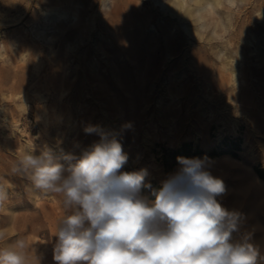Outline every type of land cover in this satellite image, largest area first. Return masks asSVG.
I'll use <instances>...</instances> for the list:
<instances>
[{
    "label": "rangeland",
    "instance_id": "1",
    "mask_svg": "<svg viewBox=\"0 0 264 264\" xmlns=\"http://www.w3.org/2000/svg\"><path fill=\"white\" fill-rule=\"evenodd\" d=\"M173 1L0 0V249L57 264L63 197L27 179L25 153L67 167L99 141L86 125L131 122L121 171L147 170L141 195L154 199L177 157L201 161L240 214L232 242L249 237L264 264V0H234L209 21L172 16Z\"/></svg>",
    "mask_w": 264,
    "mask_h": 264
},
{
    "label": "clouds",
    "instance_id": "2",
    "mask_svg": "<svg viewBox=\"0 0 264 264\" xmlns=\"http://www.w3.org/2000/svg\"><path fill=\"white\" fill-rule=\"evenodd\" d=\"M132 128L131 122L119 131L86 125L84 133L99 141L79 157L65 155L67 167L48 150L20 159L35 188L63 197L57 264H256L258 252L249 237L232 242L240 214L218 201L224 182L201 161L177 157L181 167L153 190L154 199L141 195L142 187H151L144 184L147 170L121 171L129 158L118 137ZM5 198L0 189V201ZM17 247L23 248V241ZM0 264H25V257L0 249Z\"/></svg>",
    "mask_w": 264,
    "mask_h": 264
},
{
    "label": "bare ground",
    "instance_id": "3",
    "mask_svg": "<svg viewBox=\"0 0 264 264\" xmlns=\"http://www.w3.org/2000/svg\"><path fill=\"white\" fill-rule=\"evenodd\" d=\"M192 2V3H189ZM234 4V0H228L227 5L223 4L221 0H174L169 4L168 11L172 16H177L184 21H206L213 20L216 13V8L230 9ZM215 28L223 29V25L217 22ZM201 33H195V37L201 38Z\"/></svg>",
    "mask_w": 264,
    "mask_h": 264
},
{
    "label": "trees",
    "instance_id": "4",
    "mask_svg": "<svg viewBox=\"0 0 264 264\" xmlns=\"http://www.w3.org/2000/svg\"><path fill=\"white\" fill-rule=\"evenodd\" d=\"M126 172H131V171H126ZM147 189L148 188H146V187H142V189H141V194L142 195H147V194H145V191H147ZM148 196V195H147ZM149 197H151V196H149Z\"/></svg>",
    "mask_w": 264,
    "mask_h": 264
}]
</instances>
